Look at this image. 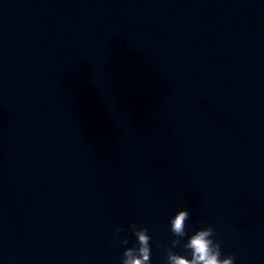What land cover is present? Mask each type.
<instances>
[{"label":"water","instance_id":"water-1","mask_svg":"<svg viewBox=\"0 0 264 264\" xmlns=\"http://www.w3.org/2000/svg\"><path fill=\"white\" fill-rule=\"evenodd\" d=\"M76 89L91 264H121L132 222L166 264L181 208L264 264V0H77Z\"/></svg>","mask_w":264,"mask_h":264},{"label":"clouds","instance_id":"clouds-1","mask_svg":"<svg viewBox=\"0 0 264 264\" xmlns=\"http://www.w3.org/2000/svg\"><path fill=\"white\" fill-rule=\"evenodd\" d=\"M189 219V210L181 208L170 218V230L173 239L166 248V264H234V255L222 257L220 242L214 240L215 229L211 224L194 230L190 235L186 231V221ZM136 237V243L126 247L122 254L121 264H151L150 235L146 226H138L136 222L129 225ZM117 232L123 231L117 228ZM187 237L184 241L183 238ZM121 244H128L125 236ZM176 247H183L190 253V258L173 251Z\"/></svg>","mask_w":264,"mask_h":264}]
</instances>
